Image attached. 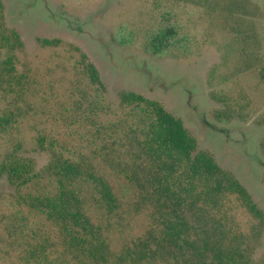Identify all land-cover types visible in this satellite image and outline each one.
<instances>
[{
	"label": "trees",
	"instance_id": "trees-1",
	"mask_svg": "<svg viewBox=\"0 0 264 264\" xmlns=\"http://www.w3.org/2000/svg\"><path fill=\"white\" fill-rule=\"evenodd\" d=\"M173 1L200 8L212 24L232 20L241 58L251 64L246 68L256 66L264 77L257 34L233 15L239 0ZM146 33L147 55L193 54L195 38L171 18ZM19 48L18 34L0 22V95H12L14 105L0 110V134L12 136L31 119V141L48 161L37 168L32 159L0 157V177L17 192L16 210L0 215L3 258L16 264H257L254 232L264 223L263 212L199 149L182 120L126 92L116 117L97 69L83 54L59 67L61 79L42 83L31 76L29 101L26 77L16 70ZM211 98L231 104L225 94ZM215 112L219 123L232 114ZM200 121L206 124L203 116ZM238 210L256 225L243 228Z\"/></svg>",
	"mask_w": 264,
	"mask_h": 264
},
{
	"label": "rangeland",
	"instance_id": "rangeland-1",
	"mask_svg": "<svg viewBox=\"0 0 264 264\" xmlns=\"http://www.w3.org/2000/svg\"><path fill=\"white\" fill-rule=\"evenodd\" d=\"M239 1L233 15L252 24L264 66V0ZM207 16L198 7L173 0H0V22L21 40L16 70L26 77L24 96L29 101L31 76L42 83L61 79L59 67L83 54L97 69L106 103L116 117L125 92L160 103L183 121L201 151L243 185L264 214V77L258 67L246 68L251 64L241 58V39L230 29L233 21L212 24ZM169 18L195 38L190 56L152 57L143 51L146 32ZM42 40L59 45L43 48ZM214 93L227 95L231 104L217 103L211 98ZM10 106L12 95H0V110ZM217 110L232 114L219 123ZM11 154L34 160L37 168L47 163L48 155L31 141V119L12 136L0 134V157ZM16 193L7 178L0 177V215L16 210ZM237 219L243 228L256 225L242 210ZM256 233L252 258L264 264V223ZM0 264L16 260L0 252Z\"/></svg>",
	"mask_w": 264,
	"mask_h": 264
}]
</instances>
